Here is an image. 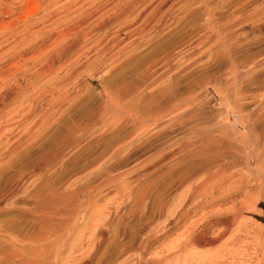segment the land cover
Returning <instances> with one entry per match:
<instances>
[{
    "label": "rangeland",
    "instance_id": "rangeland-1",
    "mask_svg": "<svg viewBox=\"0 0 264 264\" xmlns=\"http://www.w3.org/2000/svg\"><path fill=\"white\" fill-rule=\"evenodd\" d=\"M0 2V13L29 7V0ZM33 13L30 19H50L46 34L43 26L33 34L41 43L90 18L49 50L57 54L83 36L78 56L59 72L68 77L56 81L55 98L26 100L34 109L17 125L6 116L12 107L0 111V264H208L211 256L215 263L209 264H264L259 178L242 188L233 184L204 204L200 197L194 202L202 204H188L186 218L179 219L192 185L207 175L183 183L198 165L187 144L206 131L212 143L218 138L215 149L226 144L211 136L219 108L206 91L198 100L209 115L185 126L143 131L124 116H104L107 94L133 82L148 88L152 110L163 102L168 76L151 83L146 75L165 57L189 65L180 85L189 89L223 85L234 62L247 72L242 100L251 109L264 95V0H45ZM123 33L133 37L117 51ZM251 112L260 113L256 107ZM192 127L197 130L189 137ZM222 212L235 218L215 245L196 244L183 254L187 258L179 252L167 259L190 231ZM220 231L210 227L207 236Z\"/></svg>",
    "mask_w": 264,
    "mask_h": 264
},
{
    "label": "bare ground",
    "instance_id": "bare-ground-1",
    "mask_svg": "<svg viewBox=\"0 0 264 264\" xmlns=\"http://www.w3.org/2000/svg\"><path fill=\"white\" fill-rule=\"evenodd\" d=\"M43 1L45 0H29V13L27 9H24V6L21 10H27V13H14V11L12 13H0V43L12 35H17L10 42H6L5 45L0 47V93L2 92L0 94V111L4 112L12 107L10 109L12 111L6 116H9L8 118H11L15 125L20 124L34 109L35 103L25 104L26 100L35 101L43 94L54 97L55 89H58L55 83L61 76H59V72L78 56L81 48L77 47V45L81 42L83 36L78 35L69 49H63L57 54L48 55L49 50L58 42L60 37L62 39L65 37L66 32L79 30L90 18L80 20L71 25L66 29L65 33L58 36L59 38L57 36L49 37L47 41L38 42L37 38H33V34L39 26H43L44 30H42V33L46 34V27L50 19L46 16L30 18L34 15V10L42 6ZM27 34H30V37H24ZM131 36L132 34L123 33L120 40L114 44L116 50L118 51L117 48L121 47L122 44L128 43L130 38L133 37ZM116 54L117 52L112 56L110 55L108 60L111 61L114 55L118 56ZM42 57H45V59L41 62V65L33 66ZM175 60L172 57H165L151 68L146 75V79L151 83L160 75L168 76L162 83L165 100L154 105L153 110L150 108L153 102L147 103L146 101L145 90L148 88L141 89L139 84L133 82L116 92L107 94L104 116L107 119H119L124 116V118L129 119L131 124L137 122L138 126L136 129L143 131L158 129L162 126L169 127V125L173 124H184L185 126L198 117L201 119V117L206 118L209 115L202 105V100H198L199 93L206 91L205 94L210 98L209 100L219 108L218 115L214 117L213 124L209 126L213 130L211 131V133L213 132L211 136L216 135V137L214 136L215 138L213 137L214 139L217 138V135L224 137L226 144H224L225 146L223 145L224 148L220 146L221 148L215 149V141L218 138L213 142L214 145L212 143L213 139L211 140L207 136V131L204 134L203 132L196 133V138L187 144L191 152L189 155L198 161V165L190 173L187 172L189 175L183 176V183L185 184L191 179V182H189L193 184L192 179L198 174L207 175L203 181L201 180V183L196 184L197 180H195L194 184L196 185L191 184L193 186H191V194L189 193L190 195L183 203L182 211L179 213V219L184 220L186 218L185 208L189 206L188 204L194 205V201H197L200 197H202L200 202L204 204L214 199L216 195L218 196L217 192L222 194L225 192L223 190H229L233 184H238L242 188L253 182L256 177L264 184V95L260 97L259 101L252 104L260 113H252L251 109L253 107L251 109L247 108L245 106L246 103L242 100L243 94H245L243 83L245 76H247V70L245 71L246 73L242 72V70L240 71V68L234 62L231 63L230 78H225V80L222 77V80H225L223 85L220 84L221 80H219V85L202 82L201 85H196L195 83L196 87L191 86L193 89L181 87V77L189 65H174L173 61ZM29 69H32V71L30 72ZM67 77L68 73L60 78L66 80L65 78ZM59 93L60 95L63 94L62 91H59ZM196 130L197 128L195 129L194 127L189 129L188 136L190 137V134L196 132ZM202 130L204 131V129ZM201 177L204 178L203 176ZM193 202L194 204H191ZM229 211H227L228 214L232 210ZM222 214L224 213L222 212ZM226 214L224 216L214 215L216 217L209 216L210 219L207 220V224L204 227L200 225V227L190 231L189 236H185L187 239L182 241V243L184 242L182 247L180 245V249L178 247L176 252L168 254L167 259L173 258L174 255L178 257L177 254L179 252L182 256H185L183 254H188V249L193 248L196 244L200 246L215 245L221 236L228 233L229 225L235 218L231 214L230 217ZM216 226L221 227L220 234L207 236L208 228ZM214 254L216 255L215 252ZM211 257L207 259L209 261L208 264L214 262Z\"/></svg>",
    "mask_w": 264,
    "mask_h": 264
}]
</instances>
